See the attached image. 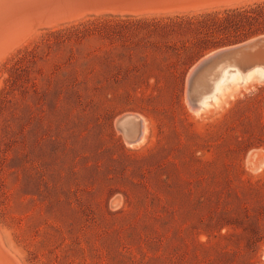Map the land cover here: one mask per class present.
<instances>
[{"label":"rangeland","instance_id":"obj_1","mask_svg":"<svg viewBox=\"0 0 264 264\" xmlns=\"http://www.w3.org/2000/svg\"><path fill=\"white\" fill-rule=\"evenodd\" d=\"M263 6L55 9L0 51V234L23 264H264V84L185 96Z\"/></svg>","mask_w":264,"mask_h":264},{"label":"water","instance_id":"obj_2","mask_svg":"<svg viewBox=\"0 0 264 264\" xmlns=\"http://www.w3.org/2000/svg\"><path fill=\"white\" fill-rule=\"evenodd\" d=\"M234 1L238 0H0V51L7 49L26 27L45 23L56 8L70 11L68 17H72L102 11H169ZM255 82L264 84V34L219 48L197 60L186 76V101L197 113L209 111L220 104L215 102L220 85L228 83L233 93ZM209 100L214 104L208 107ZM135 115L127 112L118 116L116 127ZM256 151L262 154V150H255L252 159ZM19 261L0 238V264H21Z\"/></svg>","mask_w":264,"mask_h":264},{"label":"bare ground","instance_id":"obj_3","mask_svg":"<svg viewBox=\"0 0 264 264\" xmlns=\"http://www.w3.org/2000/svg\"><path fill=\"white\" fill-rule=\"evenodd\" d=\"M56 9H61V8H56ZM28 28H30V27H28ZM23 30H25V29H23ZM13 41V40H12ZM3 54V52L2 53H0V56ZM229 84L227 83V84H222V85H220V87H219V94H218V98L215 100V102H220V101H222V100H224V98H225V96H226V94H227V96H228V94H231L230 92H231V90L229 89ZM228 91V92H227ZM228 100H229V98H228ZM217 102V103H218ZM213 105L214 104V102H212L211 100H209V101H207V103H206V106H210V105ZM221 104V103H220ZM223 104V103H222ZM221 104V105H222ZM211 109V108H210ZM202 112H205V111H202ZM205 114V113H204ZM138 115V114H137ZM142 119V118H141ZM127 120H129V118H127L125 121H127ZM124 121V122H125ZM140 121V127H137L136 125H135V127L133 128V129H131V130H133L134 131V135H136V137L134 138L135 140H136V142H138V141H140L144 136H145V134H146V126H147V124L145 123V121L142 119V120H139ZM138 121V122H139ZM138 125V124H137ZM131 126V125H130ZM131 128V127H130ZM122 129V128H121ZM148 129V128H147ZM131 141V140H130ZM135 142V141H134ZM0 238H1V240L3 241V239H2V236H1V234H0ZM17 259H18V257H16ZM18 261H19V259H18ZM21 264H23L21 261H19Z\"/></svg>","mask_w":264,"mask_h":264},{"label":"trees","instance_id":"obj_4","mask_svg":"<svg viewBox=\"0 0 264 264\" xmlns=\"http://www.w3.org/2000/svg\"><path fill=\"white\" fill-rule=\"evenodd\" d=\"M263 9H264V6H263ZM246 13H247V12H243V14H238V15H240V16H241V15H247ZM241 17H243V16H241ZM245 18H250V17H249V16H245Z\"/></svg>","mask_w":264,"mask_h":264}]
</instances>
